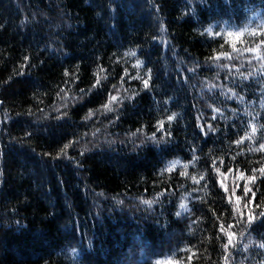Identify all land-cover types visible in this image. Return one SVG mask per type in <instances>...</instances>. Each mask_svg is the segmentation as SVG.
<instances>
[{
  "label": "trees",
  "instance_id": "obj_1",
  "mask_svg": "<svg viewBox=\"0 0 264 264\" xmlns=\"http://www.w3.org/2000/svg\"><path fill=\"white\" fill-rule=\"evenodd\" d=\"M261 27L264 0H0V264H264V37L226 35Z\"/></svg>",
  "mask_w": 264,
  "mask_h": 264
},
{
  "label": "snow or ice",
  "instance_id": "obj_2",
  "mask_svg": "<svg viewBox=\"0 0 264 264\" xmlns=\"http://www.w3.org/2000/svg\"><path fill=\"white\" fill-rule=\"evenodd\" d=\"M206 33L208 35H215V36H222L224 35L223 33H213L211 31V29H206L205 30ZM245 32H247V34L249 36H257V37H264V27H261V28H258L257 30L255 31H250V30H247V29H244V30H240L236 33H232V32H228L226 33L227 36L229 37H232V36H235V38L237 40H239L241 37H243L245 35ZM228 41H226L227 43ZM261 45H264V39H261L259 41L258 44H256V46L254 48H246L245 51H249V52H259L260 50V47ZM232 48H233V51H237L235 45L233 44L232 45ZM131 55H135V52H132L130 53ZM221 56L225 57V58H228V59H231V53H220L216 56H213V57H210V59H213V60H219L221 59ZM259 59H264V57H257ZM142 64L141 61H137V67L140 66ZM249 75H254V73H250ZM104 79H107V77H103ZM134 79H139L140 77H133ZM246 78V77H245ZM150 79H151V70L149 69L148 70V79H143V85H144V88H148L150 87ZM101 84V77L99 75H97V79H96V83L93 85V88L99 86ZM115 88V85L113 86ZM81 91L83 92L84 90L81 89ZM229 91H231V89H229ZM233 95H235V93H233ZM242 99V98H241ZM118 102V97L115 96V95H110L109 96V101L107 104L103 105V108L105 111H112V104L113 103H116ZM215 112H219L220 109H214ZM95 113L93 111H89L88 113V116L85 117V119H90ZM176 118V114H172L170 116L167 117V121L168 123L170 124L174 119ZM213 119H215L216 117L213 116L212 117ZM251 127V133H248L246 134L244 137H241L240 140L236 141L235 143L237 144H242L244 142V140L246 139H253V137L255 136V133L257 132V125L256 124H251L250 125ZM261 128H264V125H261L260 126ZM202 130H203V126H201ZM208 129L211 130V131H215V129L212 128V125H208ZM139 131V130H138ZM157 131H163L165 136H170L171 133L168 132L166 129H165V121L161 120V121H158V128H157ZM206 134V133H205ZM150 139H153V140H156V133H153L152 136L150 137ZM157 143H159L160 141H156ZM69 147V145H65V149H67ZM251 151H264V143H261L259 145L258 148H254V149H250ZM63 151V150H62ZM199 157L193 155L192 159L189 161V163H192L194 164L196 161H198ZM233 159H235V157H233ZM181 162L179 160H175V161H172L169 163V165L163 169L162 171L163 172H172L176 169L177 165L180 164ZM224 161L223 159L220 160V164L223 165ZM212 167L216 170L217 174H220V169L216 167V161L214 160L213 163H212ZM183 168L185 169V171L181 172V175H184V176H189V173L187 171L188 169V164H183ZM229 171H231V169H229ZM256 172H259L261 176H264V167L260 168V169H254L253 170V175L249 176V177H246V179L250 182V183H255L256 179H257V176H256ZM190 179L193 180L194 183L196 184H199L202 180H205L206 177L204 174H201L199 177L195 176V175H191L189 176ZM241 178H245L243 177V174L241 173ZM221 187L224 188L225 192H228L229 189L226 185H224L223 183V180H221ZM236 187H239V185H236L235 187H233L231 189V192L232 194L234 195L235 194V191H236ZM249 193H251V196H252V199L249 200V203L248 204H245L244 207L245 208H248L249 207V204L253 202L254 198H255V193L252 192V189L249 188L247 186V184L245 185L244 187V196L245 197H248ZM160 195H163V193H160ZM241 198L240 197H237V205H238V202ZM229 200V203H233L232 201V197L229 196L228 198ZM144 204H148V205H151L153 203V201H150V200H144L142 201ZM255 207H260L259 204L255 205ZM181 208H186V205L185 204H181ZM234 211L237 213V215H239L241 217V219H244V213L240 211L239 207L238 206H234ZM177 215H180V213L178 212ZM261 217H264V210L260 211L258 214L254 213V211L250 210V214L246 217V223L248 224V226H251L252 223L256 220V219H259ZM219 219V217H218ZM240 221L238 220L237 223H239ZM231 227H233L232 225H228V228L230 229ZM220 232L223 233L224 235L227 236V243H225L224 245H222V247L226 250L229 249V247H236V243L234 242V237L236 236V233L234 232H229L226 228H225V225L224 224H221L220 225ZM242 235V233H241ZM258 247L260 248H264V242H261L259 243ZM245 248H247V245H245ZM184 251H190L189 249H186ZM189 260L192 259L191 256L188 257ZM225 259V264H228V260H229V255H226L224 257ZM157 264H162V262H157ZM170 264V262H169Z\"/></svg>",
  "mask_w": 264,
  "mask_h": 264
}]
</instances>
